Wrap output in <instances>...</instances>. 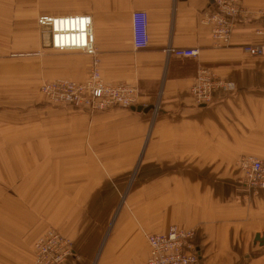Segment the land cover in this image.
<instances>
[{"label":"crops","instance_id":"1","mask_svg":"<svg viewBox=\"0 0 264 264\" xmlns=\"http://www.w3.org/2000/svg\"><path fill=\"white\" fill-rule=\"evenodd\" d=\"M240 2L248 10L264 9V0ZM211 4L0 0V105L35 102L43 80L88 79L90 58L79 52L20 60L8 55L38 51V16L89 13L101 78L135 87L137 106H153L146 113L47 109L44 135L1 139L7 162L0 160V170H29L34 191L21 197L27 212L14 214L17 236L28 233L33 240L46 229L59 230L74 249L63 264H143L148 236L177 227L196 232L201 264H264V242L252 241L264 235V192L250 197L238 168L243 156L264 160V56L242 48L264 44L262 23L257 15L239 19L228 44L216 43L201 22ZM136 11L147 16L142 49L133 44ZM169 47L200 52L197 59L176 58L166 53ZM200 66L231 86L203 106L190 93ZM5 133L13 132L0 129V136ZM7 264L34 263L18 258Z\"/></svg>","mask_w":264,"mask_h":264},{"label":"built area","instance_id":"2","mask_svg":"<svg viewBox=\"0 0 264 264\" xmlns=\"http://www.w3.org/2000/svg\"><path fill=\"white\" fill-rule=\"evenodd\" d=\"M209 9L201 13V22L210 28L216 43L226 45L229 42L234 23L250 15H257L262 27L258 34L264 39V9L252 12L244 8L240 0H212ZM39 28L41 46L57 52L77 51L90 58V74L82 83L61 81L46 84L43 92L51 102L84 106L95 111H107L115 107L132 108L138 105V91L129 85H111L106 83L99 72V58L94 42L92 17L88 14L67 16H39L36 20ZM147 16L142 11L132 13V35L135 48L146 47ZM243 51L253 57L264 56V44L245 45ZM197 48H167L166 53L176 58L199 56ZM231 86L218 78L211 69L200 66L190 93L197 106L211 102L216 91H228ZM242 171L244 185L251 190L264 191V161L252 157H242L238 161ZM149 258L143 264H201L194 230L170 228L163 234L148 236ZM73 253L70 243L56 233H49L42 239L38 249V261L42 264H62L65 257Z\"/></svg>","mask_w":264,"mask_h":264},{"label":"rangeland","instance_id":"3","mask_svg":"<svg viewBox=\"0 0 264 264\" xmlns=\"http://www.w3.org/2000/svg\"><path fill=\"white\" fill-rule=\"evenodd\" d=\"M250 11L257 12L259 10L257 11L250 10ZM83 14L91 15L89 13H83ZM36 29L38 33V44H39L38 51L36 53H29V52L9 53L8 58L20 60V59H28L29 56L31 55H37V57H39L41 55H44L45 52L62 53V52H57L43 48L41 46L42 41L40 38V34H39L40 30L37 27V23H36ZM74 52L77 51H70L68 53H74ZM61 81H67V80L66 79L64 80L57 79L51 81L43 80L41 83H39L37 86L38 98L35 102L31 104H28V102H23V101L17 104L11 101V102H6L3 105H0V115L2 117V119H0V129L6 132L9 131L13 132L12 134L5 133V136H0V140L2 139V141L7 142L9 139L7 138V136L14 134H22L21 132L32 133V135L33 136L36 135V137H39L40 134L44 135V132L50 130V128H46L44 123L45 112L47 111V109L52 110L54 113L62 109H67V107L84 110L89 113L105 112V111H95L84 106H73L65 103L51 102L48 96L43 92L42 87L46 84L58 83ZM112 109H124V108L115 107ZM52 130L53 132H55L59 130V127L53 126ZM23 139H26V142L29 143L28 141L29 138L27 135H24ZM38 139L39 138H37V140ZM2 147L3 145H0V150L3 149ZM9 147H11L10 144ZM9 147H7L6 150ZM9 156L12 159H17L19 157L18 154H11V155L9 154ZM22 156L24 157L25 155ZM26 156L28 157L27 160L29 161V158L32 156V154L29 153L26 154ZM243 157H249V156H243ZM241 158L242 157H240L239 160ZM0 160L7 162V160L4 159L1 155H0ZM28 172L29 170H11V169L0 170V262H2L1 264L4 263L7 264L8 261H12L13 259L16 260L19 258L20 261H26V262L30 261L34 264H42L40 261H38V255H37L38 249L42 245V239H44L49 233H56L60 235L62 238L69 241L70 249L73 252L65 257L64 261L62 262L63 264L68 258L74 256V249H73L72 241L68 237L64 236L61 232H59V230L55 228H49L48 230L46 229V231L43 234L35 237L33 240L31 238V235L28 233L25 234L20 233L17 236V234H15V232L13 231L14 226L19 225V223L15 220L14 214L15 213L19 214L21 213V211L27 212L28 209V202L23 201L21 197L26 192L34 193V191L32 192L29 191L31 189L30 185L32 184V182L29 180L30 177ZM239 172L242 178L243 188L246 192L249 193L248 195L250 197H256L260 192L263 191V190H257V191L251 190L247 186H245L243 180V174L240 168H239ZM22 173L24 175H22ZM11 175L12 178L8 179ZM22 205L24 206V208L20 209ZM259 236L261 237V235ZM252 241L253 243H259L258 241H255V237L254 240L252 239Z\"/></svg>","mask_w":264,"mask_h":264},{"label":"water","instance_id":"4","mask_svg":"<svg viewBox=\"0 0 264 264\" xmlns=\"http://www.w3.org/2000/svg\"><path fill=\"white\" fill-rule=\"evenodd\" d=\"M211 2H212V0H211ZM152 108H153V106H149V107H146V108H144L142 106H136V107H132L131 110L136 111V112H141L142 111V112L146 113L149 110H151ZM255 241H258L260 244H262L264 242V235L261 236V237L259 235H256L255 236Z\"/></svg>","mask_w":264,"mask_h":264}]
</instances>
